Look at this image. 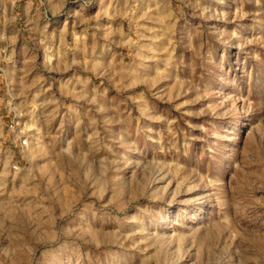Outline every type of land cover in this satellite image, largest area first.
<instances>
[{"label": "rangeland", "instance_id": "374dc122", "mask_svg": "<svg viewBox=\"0 0 264 264\" xmlns=\"http://www.w3.org/2000/svg\"><path fill=\"white\" fill-rule=\"evenodd\" d=\"M0 264H264V0H0Z\"/></svg>", "mask_w": 264, "mask_h": 264}]
</instances>
